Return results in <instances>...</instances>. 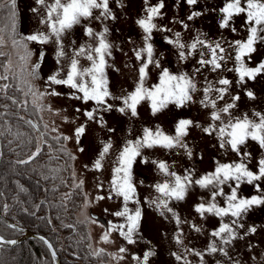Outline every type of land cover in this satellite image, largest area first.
Listing matches in <instances>:
<instances>
[{
  "label": "rangeland",
  "instance_id": "374dc122",
  "mask_svg": "<svg viewBox=\"0 0 264 264\" xmlns=\"http://www.w3.org/2000/svg\"><path fill=\"white\" fill-rule=\"evenodd\" d=\"M160 3H163V8L154 22L163 30H154L150 41L154 47V60L160 67H156L155 64L149 65L146 86L158 83L163 69L174 75L190 76L196 82L197 91L193 94L194 102L184 107L178 108L169 104L153 115L149 103L145 101L138 106L137 115L132 116L130 112L120 113L117 110L122 106L119 100L108 99L107 103L111 104L112 108L105 110L93 101L84 102L82 99H77L80 93L65 85L52 84L48 79L58 69L61 70L63 77L68 63L63 59L57 64L56 46L52 42L41 46L35 42L22 40L21 43L27 46L31 55L28 56L22 46L13 47L15 56L7 63V69L13 75H18L19 79L31 84L33 88L31 101L39 106L46 130L53 136L64 137V145L70 156L74 157L71 158L73 183L80 185L84 191V199L76 211V219L86 226L92 253L104 255L106 264H141L146 252L153 253L149 257L148 264H186V262L187 264H264V204L254 205L242 214L238 220L240 226L234 228L235 238L230 243L223 244L219 238L211 235L219 228L220 218L211 214L201 217L195 211L197 205L211 202L213 191L211 187L200 188L192 184L183 200L168 201V207L172 212L158 208L153 203L159 198L155 185L169 178L160 173L152 161L166 163L170 171L176 172L177 175L184 176L191 173L193 179H197L214 172L218 163L240 160L236 153L219 147L215 132L208 135L202 131L210 123V109L204 108L199 101L203 98V89L209 83L215 88L220 87L216 83L219 78L232 81L229 93L224 100L218 101V108L231 102V96L238 95L240 99L236 101V108L232 110L233 116L239 117L246 113L249 118L255 119L254 112L264 114V74L240 85L236 83V73L229 71L235 67L233 59H228L222 69L214 72L210 67L198 63L201 59L200 53H207V49L203 46L197 45L196 51L191 54L186 48V58L181 60L180 49L167 43L168 39L175 40V34L180 33L181 42L186 45L192 44L197 37L210 44L220 42L226 53L234 57L235 53L229 42L246 39L244 15L234 17L231 27L222 29L219 27L222 16L219 9L223 6L224 0H196L193 5H189L187 0H149L150 6ZM109 5L115 19H107L103 22L86 21L66 34L63 43L66 52L70 55L73 47L95 43L84 34L85 26L92 27L95 32H101L107 27V40L112 47L111 55L107 57L109 67L105 71L109 81V91L113 96L119 97L133 91L138 79V69L142 61L136 59L135 53L144 45V33L136 21L145 15V5L143 0H109ZM34 7H37L35 0H16L19 32L23 37L34 34L37 30L46 31L45 26L39 22L41 17L32 11ZM194 12L200 15L189 19ZM232 27L236 29L235 32L231 30ZM73 41L75 45L72 44ZM255 47L257 51L252 54L249 67H255L264 60V42L256 44ZM41 52L44 53L43 60H40ZM22 57L27 58L22 59ZM205 58H208L207 55ZM37 63L40 67L37 78H33L31 73ZM80 63L83 67L89 66V62L83 58ZM247 91H252L255 99H249L246 95ZM53 92L58 95H52ZM211 95L215 98L216 93L213 92ZM89 111L93 112V119L85 115ZM181 119L193 122L188 135L182 140L186 148L180 146L172 149L144 148L133 165L132 176L136 196L133 201L128 202L127 207L129 214H134L136 209H139L141 221L138 232L133 235L135 242L130 244L120 235L118 228H111V225L127 223L124 217L114 215L122 211L125 204L121 197L111 192L112 170L123 147L129 141L135 142L142 138L144 128L155 131L159 127L165 134L175 135V125ZM222 119L227 121L228 116L222 114ZM81 126L85 131L77 143L75 133ZM108 143L111 144V148L102 160V168L96 170L94 163L99 158L104 144ZM81 148L83 151H80ZM240 150L251 153V159L246 163L251 170L256 171L257 162L264 158V150L251 140L245 146H241ZM145 160L147 163L144 162ZM256 184L264 189V179L253 184L241 183L238 197L251 198L261 195L257 191ZM234 186V181L222 186L225 196L216 197L219 206H226V195L230 194L231 187ZM92 215L98 216L102 221ZM232 219L229 215L224 217L223 222L231 225ZM197 228L199 231L196 230ZM252 228H255L254 232L251 231ZM105 234L108 235V242L103 240ZM178 238L180 243L177 242ZM212 243H215L218 249L223 248L224 251L209 253L207 249ZM121 248L125 251L121 252ZM188 250L202 253L203 262L200 256ZM225 252L227 255L224 254ZM177 256L181 259L177 260ZM134 257L141 259L138 261Z\"/></svg>",
  "mask_w": 264,
  "mask_h": 264
},
{
  "label": "snow or ice",
  "instance_id": "6c2138e0",
  "mask_svg": "<svg viewBox=\"0 0 264 264\" xmlns=\"http://www.w3.org/2000/svg\"><path fill=\"white\" fill-rule=\"evenodd\" d=\"M35 3L37 7H34L32 11L41 17L39 22L45 26L46 31L37 30L34 34L22 37V40L35 42L41 46L52 42L56 46L55 56L57 64H60L63 59L67 60L66 72L63 77H61V70L58 69L55 74L48 78L52 84L65 85L81 94L76 97L77 99H82L84 102L93 101L97 106L103 107L105 110L112 108V105L107 103L108 99L119 100L122 106L117 110L120 113L130 112L132 116L137 115L138 106L145 101L149 103L153 115L166 108L169 104L180 108L190 102H194L193 94L197 91V85L193 78L186 74L174 75L167 69H163L159 75L158 83L146 86L149 76V65L155 64L156 67H160L159 63L154 60V47L150 41L154 30H163L154 22L161 13L163 3L150 6L149 0H143L145 15L138 19L136 23L144 33V45L135 53L136 59L142 61V63L138 69V79L134 90L119 97L113 96L109 91V81L105 71L109 67L107 57L111 55L112 47L107 40V27L101 32H95L92 27L85 26L84 34L94 40L95 43L81 45L78 48L73 47L70 55L66 52L63 43L66 34L86 21L100 20L103 22L107 19H115L109 0H50V2L49 0H35ZM187 3L193 5L196 0H187ZM41 9H43L42 12ZM4 10H7L8 18L11 21L8 38L12 40L14 45L24 47L25 52L30 56L31 53L28 52L27 46L23 45L21 40L16 39V36L19 35L16 28V0H0V12ZM219 11L222 14L219 27L222 29L231 27L234 17L240 15L245 17L246 39L229 42V46L234 50V57L226 53V49L220 42L210 44L197 37L192 44L186 45L181 42L180 33L175 34V40L168 39L167 43L180 49L179 58L181 60L186 58V48L191 54V52L196 51L197 45H201L207 49V53H200L201 59L198 61L200 65L210 67L215 72L222 69L228 59H233L235 67L234 69H229V71L236 73L237 84L243 85L247 80H255L257 76L264 74V60L260 61L255 67H249L248 65L251 63L252 54L257 51L255 45L264 42V0H224L223 6ZM198 15L200 13L194 12L192 16H189V19ZM6 28H8L7 25L0 27V47L5 44L4 33ZM231 30L233 32L236 31L234 27ZM72 44L75 45V41ZM206 55L208 58H205ZM26 58L22 57V59ZM43 58L44 53L41 52L40 60H43ZM81 58L88 61L89 66H81ZM39 67V63L33 67L31 73L33 78H37ZM216 83L220 87L214 88L212 83H209L203 89V98L199 101L204 108L210 109V123L202 131L208 135H212L215 132L219 147L236 153L240 157L239 162L218 163L214 172L193 179L191 173L180 176L176 172L170 171L166 163L152 161L160 173L169 178L155 185V191L159 193V198L153 203L158 208L172 212V209L168 207V201L173 199L177 201L183 200L192 184L198 185L200 188L211 187L213 189L211 202L197 205L195 211L201 217L205 214L219 217L221 224L211 235L214 238H219L223 244H228L236 236L234 228L240 226L238 225V220L242 214L246 213L254 205L264 204V189H261L259 184H256V188L261 195L252 196L251 198L238 197V189L241 183L253 184L264 179V158L257 162L256 171L251 170L246 163V161L251 159V153L241 152L240 150L241 146H245L249 140L256 142L260 149L264 150V114L254 112L253 116L255 119L249 118L246 113L239 117L233 116L232 110L236 108V101L240 99L238 95L231 96V102L225 103L222 108H218V101L224 100L229 93L232 81L227 78H219ZM213 92L216 93L215 98L211 95ZM51 94L58 95L55 92ZM246 95L249 99H255L252 91H247ZM222 114L228 116L227 121L222 119ZM85 115L89 119L94 118L91 111L86 112ZM192 125L193 122L191 120H179L175 125V135L165 134L159 127L155 131L150 128H144L142 138L137 139L135 142L129 141L119 153L117 164L112 170L110 185L111 192L115 196L121 197L125 204L123 210L114 213V215L124 217L127 223L126 225H111V228H118L120 235L128 243L135 242L133 235L138 232L141 221L140 210L136 209L134 214H129L127 207L128 202L133 201L136 196L132 171L134 163L141 156V150L153 147L172 149L180 146L186 148L187 146L182 143V140L183 137L188 135V130ZM84 131L85 129L82 126L77 128L75 133L77 143H79V137ZM110 148V143L104 144L102 151L99 153V158L94 163L96 170L102 168V160ZM80 151H83V148ZM144 162L147 163L146 160ZM230 181H234L235 186L231 187L230 194L226 195V206L221 207L216 203V197L225 196L222 186ZM98 199H104V197H98ZM173 215H175L174 212ZM229 215L233 218L231 225L223 222L224 217ZM177 223H179L178 217ZM196 230L199 231L198 228ZM251 231L254 232L255 228H252ZM103 240L108 242L107 234L104 235ZM177 242H181L179 238ZM12 243H15V241H12ZM120 251L124 252L125 249L121 248ZM188 251L200 256L201 262H203L202 253L194 252V250ZM207 251L216 253L217 251L223 252L224 249H218L217 245L212 243L209 244ZM224 254L227 255L226 252ZM151 255H153L152 252H146L141 264H148ZM134 259L140 261L141 258L134 257ZM176 259L180 260L181 257L177 256Z\"/></svg>",
  "mask_w": 264,
  "mask_h": 264
},
{
  "label": "trees",
  "instance_id": "16d2710c",
  "mask_svg": "<svg viewBox=\"0 0 264 264\" xmlns=\"http://www.w3.org/2000/svg\"><path fill=\"white\" fill-rule=\"evenodd\" d=\"M8 15L0 12V27L8 26L0 47V238L14 240L28 230L52 244L61 264H106L104 255L92 253L86 226L76 219L84 191L73 183L64 137L46 130L39 106L31 101V84L7 69L19 47L8 38ZM16 28L22 41L18 13ZM0 264L55 261L44 241L30 238L0 247Z\"/></svg>",
  "mask_w": 264,
  "mask_h": 264
},
{
  "label": "water",
  "instance_id": "95a60500",
  "mask_svg": "<svg viewBox=\"0 0 264 264\" xmlns=\"http://www.w3.org/2000/svg\"><path fill=\"white\" fill-rule=\"evenodd\" d=\"M92 216L95 219L102 221V219L99 218L98 216H96V215H92ZM30 238H36V239H40V240L44 241L45 244L50 249V252H51V254L53 256L55 264H61L60 257L57 254V252L55 251V249L53 248L52 244L46 238H44L43 236L38 235V234L33 233L31 231H28V230H25L21 237L16 238L14 240L4 241V240H2V238H0V247H11V246H14V245H16V244H18V243H20V242H22V241H24L26 239H30ZM12 241H15V243H12Z\"/></svg>",
  "mask_w": 264,
  "mask_h": 264
}]
</instances>
